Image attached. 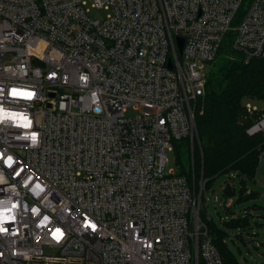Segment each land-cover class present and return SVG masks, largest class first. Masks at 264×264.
Returning a JSON list of instances; mask_svg holds the SVG:
<instances>
[{"label":"built area","instance_id":"built-area-1","mask_svg":"<svg viewBox=\"0 0 264 264\" xmlns=\"http://www.w3.org/2000/svg\"><path fill=\"white\" fill-rule=\"evenodd\" d=\"M228 35L264 58V0H0V264H224L168 164Z\"/></svg>","mask_w":264,"mask_h":264},{"label":"trees","instance_id":"trees-1","mask_svg":"<svg viewBox=\"0 0 264 264\" xmlns=\"http://www.w3.org/2000/svg\"><path fill=\"white\" fill-rule=\"evenodd\" d=\"M244 99L264 103V58L245 63L241 55L233 51L231 35H228L210 67L205 95L195 105L200 146L194 149L191 168L188 166L192 157L190 140L175 143L180 175L192 178L194 168L196 180L199 182L203 176L207 190L213 179L224 173L236 171L247 178L255 177L264 156V131L254 135L247 131L264 116V110L248 115ZM232 179L224 188L227 203H235ZM254 196V192L242 187L237 202ZM203 220L224 264H239L226 242L228 232L218 228L212 218L204 217ZM247 220L234 218L229 226L244 228Z\"/></svg>","mask_w":264,"mask_h":264},{"label":"rangeland","instance_id":"rangeland-1","mask_svg":"<svg viewBox=\"0 0 264 264\" xmlns=\"http://www.w3.org/2000/svg\"><path fill=\"white\" fill-rule=\"evenodd\" d=\"M106 15L107 12L104 10L91 12V18L94 20H103ZM243 104H251L260 110H264V103L261 101L244 99ZM133 114H135L133 110L128 112V115ZM194 144L195 149L198 150L199 139H195ZM192 165L191 157L189 168ZM168 168H173L177 173L180 172L176 152L169 153ZM231 174H234V177ZM230 178H233L232 184L235 189V203L231 201L232 204L225 202L224 199V188L229 183ZM242 187L254 192V198L237 202V199L241 197ZM206 198L207 201L203 204L201 217L202 219L211 217L218 228L228 232L225 239L237 262L239 264H264V156L260 160L253 179L236 171L221 174L213 179L207 190ZM239 217L248 219V225L244 228H230L229 222ZM46 253L49 252L46 251Z\"/></svg>","mask_w":264,"mask_h":264},{"label":"water","instance_id":"water-1","mask_svg":"<svg viewBox=\"0 0 264 264\" xmlns=\"http://www.w3.org/2000/svg\"><path fill=\"white\" fill-rule=\"evenodd\" d=\"M183 43H184V42H183L182 39H178V45H179L180 52L182 51Z\"/></svg>","mask_w":264,"mask_h":264}]
</instances>
